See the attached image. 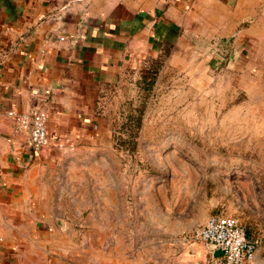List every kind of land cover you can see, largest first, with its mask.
<instances>
[{
    "label": "crops",
    "instance_id": "0c3cea01",
    "mask_svg": "<svg viewBox=\"0 0 264 264\" xmlns=\"http://www.w3.org/2000/svg\"><path fill=\"white\" fill-rule=\"evenodd\" d=\"M226 42L233 58L259 67L264 0H0V264H205L220 255L184 239L195 226L162 225L160 211L122 196L105 104L167 47ZM33 109L49 113L52 145L42 152L10 114ZM249 264H264L263 242Z\"/></svg>",
    "mask_w": 264,
    "mask_h": 264
},
{
    "label": "rangeland",
    "instance_id": "374dc122",
    "mask_svg": "<svg viewBox=\"0 0 264 264\" xmlns=\"http://www.w3.org/2000/svg\"><path fill=\"white\" fill-rule=\"evenodd\" d=\"M171 52L107 94L122 196L162 225L221 214L264 243V60L231 42Z\"/></svg>",
    "mask_w": 264,
    "mask_h": 264
},
{
    "label": "built area",
    "instance_id": "2783aa9c",
    "mask_svg": "<svg viewBox=\"0 0 264 264\" xmlns=\"http://www.w3.org/2000/svg\"><path fill=\"white\" fill-rule=\"evenodd\" d=\"M65 40V36H61ZM15 126L30 133V146L35 152L46 150L52 142L48 133L49 113L44 109L19 112L11 110ZM64 147L63 142L56 143ZM71 149L74 146L71 145ZM187 241H203L209 249L219 248L220 255L211 252L205 264H249L255 257L260 239L247 234L246 228L235 218L211 214L207 220L183 233Z\"/></svg>",
    "mask_w": 264,
    "mask_h": 264
},
{
    "label": "trees",
    "instance_id": "16d2710c",
    "mask_svg": "<svg viewBox=\"0 0 264 264\" xmlns=\"http://www.w3.org/2000/svg\"><path fill=\"white\" fill-rule=\"evenodd\" d=\"M246 231H247V229H246ZM247 234L249 235V232L247 231Z\"/></svg>",
    "mask_w": 264,
    "mask_h": 264
}]
</instances>
